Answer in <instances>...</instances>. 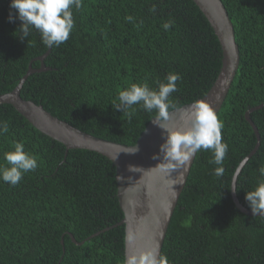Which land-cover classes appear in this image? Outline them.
Masks as SVG:
<instances>
[{
	"label": "trees",
	"instance_id": "trees-1",
	"mask_svg": "<svg viewBox=\"0 0 264 264\" xmlns=\"http://www.w3.org/2000/svg\"><path fill=\"white\" fill-rule=\"evenodd\" d=\"M221 1L240 54L216 113L228 152L221 176L215 175L210 151L196 153L161 247L169 264H264V215L241 212L230 194L236 167L256 143L244 113L264 103V0ZM9 11V0H0V95L18 84L29 64L40 68L34 58L47 52V69L28 74L20 96L114 142L133 145L158 116L141 105L119 111L120 90L131 83L156 88L167 74L178 73L170 111L202 97L221 66L217 36L193 0H82L72 10L69 39L52 47L35 30L21 39L20 21L9 22ZM250 119L260 143L235 182L236 196L248 209L245 192L264 168V105ZM0 121L9 126L0 135V165L13 141L38 162L15 186L0 180V264H124L123 212L112 162L92 150H66L10 104H0Z\"/></svg>",
	"mask_w": 264,
	"mask_h": 264
},
{
	"label": "water",
	"instance_id": "water-1",
	"mask_svg": "<svg viewBox=\"0 0 264 264\" xmlns=\"http://www.w3.org/2000/svg\"><path fill=\"white\" fill-rule=\"evenodd\" d=\"M193 1L213 28L222 52L221 66L216 79L209 90L195 101L207 103L217 113L238 69L239 48L232 22L222 1ZM46 54L47 52L43 56L34 58L40 61V68H32L29 64L27 72L20 78L18 84L9 92L0 95V104L12 105L35 128L62 142L66 150L87 149L107 157L115 168L117 198L123 212V218L119 224L124 225V258L133 252L152 247L157 248L160 254L173 211L196 154L185 165H178L167 171L162 170V165L166 168L168 162L163 158L160 160L152 158L163 142V130L156 124L167 129L187 126V116L194 101L170 110L167 120H159L158 116L153 117L133 145L100 138L73 127L49 113L42 105L20 96V88L28 74L47 69L43 63ZM263 105L264 103H260L252 106L244 113L245 119L254 131L256 143L248 155L240 160L231 179L232 200L235 206L247 215L254 214L238 200L234 190L235 182L240 169L250 155L257 150L260 143L258 129L250 119V113ZM135 149L138 150L135 151ZM71 237L75 241L72 235Z\"/></svg>",
	"mask_w": 264,
	"mask_h": 264
},
{
	"label": "clouds",
	"instance_id": "clouds-1",
	"mask_svg": "<svg viewBox=\"0 0 264 264\" xmlns=\"http://www.w3.org/2000/svg\"><path fill=\"white\" fill-rule=\"evenodd\" d=\"M82 0H9L8 21H20L18 35L21 39L27 38L35 30L40 34L41 42L48 47L59 46L65 43L74 28L73 8L80 9ZM14 10V12L12 11ZM128 22L133 17H125ZM167 30L169 22L163 25ZM181 79L178 73L167 74L164 81H157V87L151 88L147 83H131L118 93L116 108L120 111L133 105H141L147 112L155 110L157 119L167 120L169 97L177 90L176 82ZM163 142L152 158L167 161V171L178 165L187 164L199 151H210V163L217 165L215 175L221 176L224 172L223 162L228 152V145L223 141V123L217 114L205 102L194 101L188 113L186 125L183 128L167 129L160 124ZM7 121H0V135L7 133ZM138 149H135L137 151ZM4 165H0V180L15 186L23 178V174L34 171L38 167L37 158L24 149V144L13 141L12 150L3 155ZM260 178L255 186L245 192V200L254 215H264V168L260 170ZM235 190V189H234ZM131 239V237H129ZM124 264H169L167 256L158 254L157 248L142 249L128 254Z\"/></svg>",
	"mask_w": 264,
	"mask_h": 264
}]
</instances>
